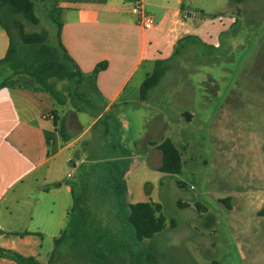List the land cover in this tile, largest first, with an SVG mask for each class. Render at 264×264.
<instances>
[{
  "label": "rangeland",
  "instance_id": "374dc122",
  "mask_svg": "<svg viewBox=\"0 0 264 264\" xmlns=\"http://www.w3.org/2000/svg\"><path fill=\"white\" fill-rule=\"evenodd\" d=\"M36 4L39 22L22 19L25 31L45 33L54 41L56 26L50 13L40 1ZM239 9L235 10L241 12L236 14L237 23L230 22L236 13L230 7L223 10L225 19H216L213 12L207 16L210 26L205 35L220 45L217 65L187 68L188 50L180 47L173 70L151 89L147 102L117 104L86 132L103 111V102L89 88L92 102L78 101L88 113H79L64 90L65 120L74 137L84 136L65 150L70 159L58 167L63 192L55 199L47 197V216L39 217L45 260L73 218L75 228L58 244L53 264H118L120 243L131 251L125 257L137 264H264V216H251L250 198H245L250 192H264V78L241 74L246 59L264 56V0H247ZM152 11L147 8L148 13ZM214 26L222 31L218 37L211 35ZM140 79L141 74L131 87ZM213 80L220 87L216 98ZM65 85L58 82L57 88ZM188 86L194 88L190 103L184 93ZM187 105L196 112L192 121L180 115ZM162 114L167 125L161 128L157 122ZM120 120L128 122L130 130ZM167 138L182 153L183 169L178 175L160 172L150 162V147L143 145L148 139L162 142ZM123 176L127 194L118 185ZM66 185L76 199L74 206ZM227 197H233L229 204L236 203L235 216L225 201H219ZM127 202L161 204L166 227L151 239L138 240L125 221ZM198 204L206 206L207 212L202 213ZM66 209H71L70 216Z\"/></svg>",
  "mask_w": 264,
  "mask_h": 264
},
{
  "label": "crops",
  "instance_id": "0c3cea01",
  "mask_svg": "<svg viewBox=\"0 0 264 264\" xmlns=\"http://www.w3.org/2000/svg\"><path fill=\"white\" fill-rule=\"evenodd\" d=\"M137 1H143L146 9L152 8L153 11L149 14L157 21L153 29L144 30L139 26L138 18L132 11L133 4ZM246 2L247 0L241 4L231 3L230 0H60L56 5L49 1L41 2L48 13L56 9L63 24L62 44L85 75L91 74L97 65L106 63V68L97 75L95 84L90 81L82 87L91 95L89 88L93 89L104 104L103 112L94 117L84 132L104 112L117 104L127 106L133 101L147 102L142 101L140 95L144 80L153 73L157 61H165V75L173 70L172 61L180 47L186 46L184 48L188 50L186 60L190 64L187 68L192 65H197V68L207 64L217 65L221 60V55L217 53L220 45L217 41L209 42L205 35L206 28L210 26L207 16L213 12L211 14H215L216 19H225V8L230 7L236 12L235 10H240V6H246ZM240 13H233L230 22L237 23L239 18L236 14ZM219 29L214 26L211 35L218 37L222 33ZM9 43L8 34L0 26V59L6 56ZM139 74L141 79L131 87L132 81ZM241 74L245 77L264 78V56L256 55L246 59ZM212 83L213 96L216 98L220 94V87L214 80ZM193 89L188 86L184 91L188 97L184 98L187 103H190L189 94H193ZM65 107L66 104L57 105L47 92L23 88L0 90V247L14 250L26 257H35L44 264L50 258L45 260L42 253L43 233L39 217L47 216L44 209L47 197L55 199L63 192L64 183L58 185L61 180L58 167L64 166L70 159L69 155L64 154L65 150L73 147L84 136V133L73 136L72 127L62 112ZM47 115L66 121L71 136L69 142L62 140L54 119L45 118ZM180 115L192 121L196 112L187 105ZM164 117L163 114L160 116L157 127L167 125ZM120 122L124 129L130 130L128 122ZM183 134L184 140H188V133L183 130ZM125 141L127 137L124 138ZM154 143L160 142L148 139L143 145L150 147V162L155 163L159 169L162 152ZM131 156L128 154L129 159H132ZM74 166L76 167L75 164ZM65 192L72 195L69 185L65 186ZM248 196V203L252 205L248 207L250 215L264 216V192H250L245 198ZM232 198H222L219 201H225L229 205V212L235 216L236 203H228V199L231 201ZM235 200L237 198H234V202ZM75 201L72 195V206ZM198 206L204 209L202 213L207 212L206 206ZM49 212L53 215V207ZM70 215L71 209H66V216ZM22 233L27 235H17ZM0 264L17 263L0 257Z\"/></svg>",
  "mask_w": 264,
  "mask_h": 264
},
{
  "label": "trees",
  "instance_id": "16d2710c",
  "mask_svg": "<svg viewBox=\"0 0 264 264\" xmlns=\"http://www.w3.org/2000/svg\"><path fill=\"white\" fill-rule=\"evenodd\" d=\"M36 1H49L56 5L60 0H0V26L6 31L10 41L6 56L0 59V90L3 88H23L47 92L53 97L56 104L60 106L67 104V98L64 94V90H66L71 96L74 108L79 112H87L88 109L78 105V101L90 103L92 102L90 100L92 95L81 91V88L84 85H88L90 81L95 84L97 75L106 68V63L103 62L97 65L89 75H85L81 71L78 64L62 44L63 24L56 9H52L49 12L51 21L56 26V38L54 41L49 40L45 33L25 31L22 19L28 20L33 24H38L39 22L35 14ZM244 1L230 0L231 3L236 4H241ZM165 72V61H157L155 70L142 84L140 92L142 101H145L151 89L160 83ZM58 82H66L62 90L57 88ZM102 112L100 111L98 115ZM53 117L57 132L62 140L69 142L71 136L68 132L66 121L64 119L60 120L56 116ZM153 145H156L162 152V163L158 170L170 175L180 174L183 169L182 153L174 142L167 138L159 144L154 143ZM118 185L127 194L125 181ZM162 208L161 204L153 202H127L125 204L127 213L125 221L133 228L138 240L151 239L163 231L166 227V218L162 214ZM68 225V230L55 240V249L46 264H53L56 248L58 244L67 238L68 231H73L75 220L72 218ZM17 235L25 236L27 234ZM119 246L121 255L118 264H128V262L137 264L135 260L132 261L129 260L130 258L125 257L131 251L123 243H120ZM95 253L103 256L98 250H95ZM0 257L10 259L17 264H44L35 257H26L14 250L2 247H0ZM98 264L113 263L99 261Z\"/></svg>",
  "mask_w": 264,
  "mask_h": 264
},
{
  "label": "built area",
  "instance_id": "2783aa9c",
  "mask_svg": "<svg viewBox=\"0 0 264 264\" xmlns=\"http://www.w3.org/2000/svg\"><path fill=\"white\" fill-rule=\"evenodd\" d=\"M132 11L138 18L139 26L144 30H151L156 26V18L147 12L146 6L143 1L135 2L133 4ZM47 117H49L50 119L54 118L52 115L45 116V118Z\"/></svg>",
  "mask_w": 264,
  "mask_h": 264
}]
</instances>
